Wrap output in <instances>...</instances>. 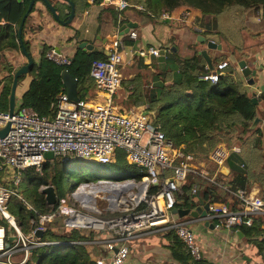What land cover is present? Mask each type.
<instances>
[{"label":"built area","instance_id":"1","mask_svg":"<svg viewBox=\"0 0 264 264\" xmlns=\"http://www.w3.org/2000/svg\"><path fill=\"white\" fill-rule=\"evenodd\" d=\"M102 4L113 6L118 11V21L121 12L132 5L131 0H102ZM135 6L142 8L140 4ZM179 14L181 21L193 18L189 7ZM160 19L171 20L175 17L171 11L163 10ZM129 34L131 38L137 37L135 31L130 30ZM121 46L119 38L112 39L107 48L109 55L91 63L89 74L94 80L95 99L79 97L73 101L65 92L60 93L55 113L48 116H41L32 107L19 104H16L11 115L8 110H0V128L10 123L6 134L0 136V264H25L33 248L50 243L44 241L42 235L48 225L58 218L68 227L88 228L96 233L95 239L88 241V248L93 244L102 248L100 256L94 258L97 264H127L130 253L128 240L136 233L165 226L174 229L194 261L202 258L194 231L184 222L175 220L172 209L188 173L215 182L209 177L207 169L195 164L192 154L183 152L182 144L177 145L166 137L152 115L143 113V107L132 106L122 110L121 106L115 104L114 97L121 90L123 80L119 68L123 59ZM44 54L60 65L71 62L70 56L54 47L45 50ZM138 55L158 56L159 48L149 45L140 49ZM227 65V60L221 61L216 69L200 78L216 82ZM231 149L239 150L234 145ZM229 150L223 143L211 149L208 157L216 166V172L225 166ZM47 151L64 162L85 159L103 164L114 163L120 151L134 165L140 179H101L96 185L103 188L97 190L94 201L100 198L109 202L110 188L105 185L116 187L120 200L125 198V202H120L116 207L119 214L115 216L102 218L85 212L84 209H89L74 197V192L84 195L94 185L81 184L67 193L56 208L30 217L27 220L28 228L24 230L10 212L9 202L16 196L27 210H34L16 187L21 184L26 168L34 167L36 172L42 174L47 161L44 153ZM151 185L157 188L151 191ZM197 190L195 183L191 191L196 194ZM229 192L234 196L232 203H209L206 218H220L219 222H215V228L224 227L234 231L243 226L250 227L256 216L264 214V200L260 196L244 188ZM77 203L83 211L77 208ZM92 212L99 210L97 208ZM89 218L96 221L89 223Z\"/></svg>","mask_w":264,"mask_h":264},{"label":"trees","instance_id":"2","mask_svg":"<svg viewBox=\"0 0 264 264\" xmlns=\"http://www.w3.org/2000/svg\"><path fill=\"white\" fill-rule=\"evenodd\" d=\"M28 3L29 0H0V69L7 72L0 93V110L2 111L8 110L13 73L19 67L9 61L4 52L7 50L21 52L22 43L30 53V43L24 38V27L20 37L18 36V26L27 10ZM93 3L104 5L102 0H94ZM131 4L121 12L119 21L118 11L113 6L106 8L113 13V18L121 25L129 21L131 17L139 18L140 21L146 19L145 21L159 22L162 20L160 19L161 11H172L184 5L200 12L201 24L205 26L203 34L213 41H219L223 36L224 41L229 42L230 35L229 38L225 35L228 36V29L234 28L237 30L238 42L243 43L242 22L247 13L259 9L264 18V0H131ZM137 4H140L142 8H136ZM1 21L4 22L1 23ZM142 23L140 22L131 30H138ZM77 32V43L83 40L88 41L81 29H77ZM214 35L217 37L214 38ZM119 40L121 45L135 46L137 42H140V37L137 35L136 38H131L130 34L126 33ZM167 53L160 71L154 75L152 85L146 91H141L138 89L141 83L140 78L135 77L133 81L137 87L130 96L137 106L153 111V121L161 125L167 138L177 145L182 144L183 152L192 154L196 164L206 162L207 168L213 172L216 166L211 165L212 162L208 157L211 149L221 142L228 144L230 148L242 139L256 117V103L251 100L245 83L235 75L236 71L231 64L227 65L216 82H212L203 80L200 76L216 69L220 61L212 60V67H206L204 58L197 51L192 56L182 57L168 47ZM70 57V64L60 65L47 58L43 52L31 65L28 73L19 77L18 85L28 77V86L21 93L20 100L16 104L30 106L41 116L55 113L59 94L65 91L61 76L64 69L77 78L79 97L87 96L94 87V80L89 74L91 63L93 60L106 58V55L102 51L88 53L76 47ZM139 57L142 58V56ZM254 133L251 150L257 151L261 149V131L256 129ZM240 153L234 152L231 148L229 150L226 163L232 176L228 181L221 182L224 188L220 186V183L218 185V183L206 182L204 185L201 178L188 173L177 194L175 207L194 208L206 201L229 204L234 198L229 190L244 188L247 185L249 171L252 170L248 166V158L245 162ZM68 164L59 157H55L45 162L42 174L36 172L34 167L25 169L21 185L23 182L28 184L24 191L26 197L24 194L22 196L34 210H27L24 203L16 196L9 202L10 212L24 230L28 228L27 220L30 217H37L40 213L56 208L58 202L66 197V172L67 170L73 172L72 163L69 166ZM113 164L123 169L125 175H136V179H140V174L134 170V165L125 158L123 152L117 153ZM76 173L83 174V171L80 169ZM219 173H222L221 170ZM82 180L89 181L90 178L77 175L74 184ZM195 183L207 192L205 197L201 198L198 195L199 197L194 199L198 194V190L196 194L191 191ZM42 185L53 186L57 194L54 205L46 203L40 191ZM156 188V185H151L150 190L154 191ZM117 214H119L118 211H108L106 214L104 211V215L100 217L106 218ZM3 223L8 225L6 221ZM260 225L261 220L255 219L252 226H243L240 229L247 236L263 235L255 242L264 264V228ZM95 237L96 233L91 229L68 227L61 218H58L48 225L42 235V239L50 243L33 248L25 264H97L88 248V241H93ZM170 240L171 256L180 264H209L202 258L194 261L183 241L174 231H171Z\"/></svg>","mask_w":264,"mask_h":264},{"label":"crops","instance_id":"3","mask_svg":"<svg viewBox=\"0 0 264 264\" xmlns=\"http://www.w3.org/2000/svg\"><path fill=\"white\" fill-rule=\"evenodd\" d=\"M49 1L56 8L59 17L66 19L71 9L69 2L65 0ZM70 1L73 3L75 14L71 22L66 25H62L56 21L42 1L37 0L33 5L32 10L25 19L23 27L24 38L30 43V54L34 58V61H37L41 54L50 47L59 49L62 53L72 56L78 44L76 41L77 29H81L83 35L88 38L87 40L90 43L96 42L100 44L103 49L108 48L109 42L112 39L119 38L114 28L120 26V24L113 18V13L106 8L108 5H95V3H93L94 0ZM186 7L187 6L182 5L172 10L171 12L175 19L171 20L152 22L145 21L146 19L140 21L139 18L131 17V19L127 21L135 23L133 28L137 27L140 22L143 23L138 27V30L135 31L140 37V42H137L135 46H121L124 50L128 49V52L126 51L125 53V63H121L119 66L123 81L126 84H130L128 87L132 90L129 92H133L134 88L137 87L136 83L133 81V79H135L133 77H135V74L138 72V68L136 65H132V60L135 59L134 56L138 55L140 49L147 48L149 45H154L159 48L158 56L148 55L142 57L143 65L149 68V73L144 80V85L149 87L153 83L154 75L160 71L167 57L168 47L176 51L182 57L192 56L194 52L197 51L204 58L206 67L210 66V64L207 63L202 54L203 50L206 51L211 60V64L212 60H218L220 62L227 60L235 69V75L245 83L249 95L251 97L254 95L257 99L256 116L259 119L258 123L251 130L247 131L245 139L242 141L243 143L240 144L237 142L238 144L235 143L233 145L237 146L239 149L238 151L234 150V152H241L240 154L245 159V162L249 160L248 166L252 169L249 171L247 185L244 189L255 193L263 199L264 91L261 90V86L264 85V18L261 16L259 9L247 13L242 22L244 26L243 43L238 42L237 30L230 28L228 29V36L225 35L226 38H229L230 35L231 40L229 42H225L222 36L219 41H214L221 45L220 49L209 48L206 45V40L202 41L200 38V36H203L207 39L203 34L205 26L201 24V15L198 10H192L193 18H189V21H181L178 19L179 13ZM256 10H258V12H256ZM213 37L216 38L217 35ZM208 39L213 40L211 38ZM239 47H241L240 50ZM4 54L9 61L17 66L26 62V58L20 51L7 50ZM223 56L225 57L219 60ZM142 58L140 59L142 60ZM241 59L245 60L251 69H256L255 83L253 85H247L238 67V61ZM6 75L7 72L0 69V93ZM27 86L28 77L24 78L22 83L17 86L16 103L19 102L20 95ZM256 129H260L261 131V149L252 151L251 142L253 137H255L254 131ZM221 143L226 144L224 142ZM226 145L228 146V144ZM196 165L210 171L209 168H207L206 162H201ZM211 165H213V163H211ZM221 172L222 173H219L214 170L209 173V177L212 178L215 183H218V185L220 183V186L222 185L221 182L228 181L232 176L227 163L221 169ZM202 181L205 183L204 185H206V182H209L204 179H202ZM201 188L202 186H198V194L197 196L195 195L194 199H197L199 196L203 198L207 195V192L203 191ZM222 188H224L223 185ZM206 202H201L194 208L189 209H195L197 206L203 207ZM255 219L261 220L260 226L264 228V214L256 216ZM178 220L184 222L194 231L197 244L202 252V259L206 260L209 264L263 263L255 242L256 239H260L263 235L247 236L241 229L233 231L224 227L215 228V224L213 227H210L209 225H205L204 220L199 216L193 217L191 215H185ZM90 221H92V219H89V222ZM208 221V223L211 224L212 222H219L220 218H208ZM238 230L240 233L237 232ZM171 231H174V229L165 226L136 233L128 240L130 253L127 258V264H180L171 256V250L169 248L171 243ZM89 249L93 259L99 257L102 253V248L97 244L89 245Z\"/></svg>","mask_w":264,"mask_h":264},{"label":"water","instance_id":"4","mask_svg":"<svg viewBox=\"0 0 264 264\" xmlns=\"http://www.w3.org/2000/svg\"><path fill=\"white\" fill-rule=\"evenodd\" d=\"M36 1L37 0H29L27 10L25 11V13H24V15H23V17L19 23V26H18V36L19 37L21 35V31H22L25 19L27 18L28 14L32 10L33 5L35 4ZM40 1H42L44 3V5L49 9V11L51 12L54 19L56 21H58L59 23H61L62 25H66V24L70 23L71 20L73 19L74 14H75V9H74L73 3L70 0H65V1H68L69 4L71 5L70 12L67 15L66 19H62L59 17V15L56 11V8L50 3L49 0H40ZM134 24L135 23H132V22L123 23L120 26L114 28V31H116L118 34V37L121 38L122 35L129 33V31L133 28V26H135ZM200 38L202 41L206 40V45L209 48H219V49L221 48V45L217 44L213 40L205 39V37H203V36L202 37L200 36ZM77 47L86 50L88 53L102 51L105 53L106 56H108L110 53V51L108 49H103V47L96 42L90 43L88 41L83 40V41L78 42ZM21 53L26 58V62L23 63L22 65H20L16 69V71L13 73V79H12V84H11V88H10L9 103H8V112L10 115L13 113L14 108L16 106V89H17L19 77L22 75H26L29 71V68L34 63V58L25 49V47L23 46L22 43H21ZM202 54L204 55L207 63L210 64L209 67H212L211 60L208 57L205 50L202 51ZM238 67H239L243 77L245 78L247 85H253L255 83L256 69H251L247 65L245 60H243V59L238 61ZM61 76H62V80H63V84H64V90H65L64 92H65L66 96L73 101H77L79 99V95H78V91H77V83H78L77 78L74 77L73 75H71V73L67 69H64L62 71ZM261 90L264 91V85L261 86ZM251 100L254 103H257V99L254 95L251 97ZM143 113L151 114V115L154 114L153 111H147V110L143 111ZM258 121H259V119L256 116L254 118L252 124H251V127H254L258 123ZM9 126H10V123H7L5 127L0 128V136H4L6 134V132L9 129ZM44 156L47 160H52L55 158L54 154L51 151L45 152ZM40 191L44 195V199L48 205H54L56 203L57 194H56L53 186L45 185V186L41 187ZM208 208H209V202H206L203 205V207L197 206L195 209L174 207L172 209L173 218L175 220H178L179 218H181L185 215H191L193 217L199 216L204 220L205 225H209L210 227H213L215 223L212 222L211 224H209L208 223L209 221L206 218V215L208 213ZM237 232L240 233L239 230ZM10 238H13V237H10ZM210 264H212V263H210Z\"/></svg>","mask_w":264,"mask_h":264},{"label":"rangeland","instance_id":"5","mask_svg":"<svg viewBox=\"0 0 264 264\" xmlns=\"http://www.w3.org/2000/svg\"><path fill=\"white\" fill-rule=\"evenodd\" d=\"M192 16H193V14H192ZM126 51L128 52V49L124 50V48H121V55L123 57L122 63H125V58H126L125 53H126ZM134 57H135V59L132 60V65L133 66L136 65V67L138 68V72L135 74V77H139L140 81H141V83L138 85V89H140L141 91L142 90L146 91L149 88V86H145L144 85V80H145L147 74L149 73L148 72L149 68H147L146 65H143V62H142L143 58L141 60L139 56H134ZM137 64H138V66H137ZM139 67H141V68H139ZM139 69H143V70H139ZM135 77H133V78H135ZM128 85H130V84H126L122 80V88L119 91V93L114 97L115 104L121 106L122 110L123 109H128V108H130L132 106H137V104L132 100V98L130 96V94L132 92H129L130 91V87H128ZM95 96H96L95 95V89L93 87V89L90 91V93L87 96H85V97L95 99ZM137 107H139V106H137ZM252 128L253 127L250 126V128L248 130H251ZM246 133H245V135H246ZM245 135L242 137V139H240L238 141V143H240V144L243 143L242 141H244ZM70 163H72L73 172H70L68 170L66 172V183H67L66 184V190H67V193L71 192L72 190H75L81 184H88L90 186L94 185L93 187H95L96 185H98V183H99V181L101 179L113 180V181H123V180H126L127 178H131V177L137 178L136 175H131V176L130 175L129 176L125 175L124 172H123V169L115 167L113 163L103 164V163H99L97 161H88V160H85V159H74V160L70 161L69 164ZM69 164H68V166H69ZM80 169H82L83 174L76 173V171H78ZM134 170H135V168H134ZM77 175H82V176H85V177H89L90 180L89 181L82 180L78 184H74L75 181H76V176ZM27 184H28L27 182H23L22 185L20 184L19 186H17L16 187L17 192L20 193L21 195L24 194V196H25V192L24 191L27 189ZM110 190H112V189H110ZM114 191H117V189L114 190ZM75 193L76 192H74V194ZM119 201H120V199L118 197V200H115V203L117 204V202H119ZM68 202L70 204L73 203L72 201H68ZM76 205H77V208L79 210L83 211V208L80 206V204L77 203ZM94 206H95L96 209L98 208L99 212H92L91 210L88 211L86 209H84V211L88 212V213H90V214H92V215H94L96 217H98V216H103L104 215V211H105V214H106V212H108V211H113V210H117L118 211L119 210V208L110 207L108 201H106L104 199H100V198H96L95 199Z\"/></svg>","mask_w":264,"mask_h":264},{"label":"bare ground","instance_id":"6","mask_svg":"<svg viewBox=\"0 0 264 264\" xmlns=\"http://www.w3.org/2000/svg\"><path fill=\"white\" fill-rule=\"evenodd\" d=\"M129 185H127V187H129ZM105 187L107 188H110L112 190L109 191V206L112 207V208H116L120 202H125V198L121 199L119 202H117V204L115 203V200H118V194H117V191H114L116 190L117 188L116 187H111V185H105ZM101 188H103L102 186H95V187H91L86 194H82L80 192H76L74 194V197H76L77 199H79L81 202H83V204H85V206L89 209V210H92V211H95L96 208L94 206L95 204V201H94V195H96L97 193V190H100ZM89 202V203H88ZM89 219H92V221L88 222L91 223V222H95L96 220L94 218H89Z\"/></svg>","mask_w":264,"mask_h":264},{"label":"clouds","instance_id":"7","mask_svg":"<svg viewBox=\"0 0 264 264\" xmlns=\"http://www.w3.org/2000/svg\"><path fill=\"white\" fill-rule=\"evenodd\" d=\"M64 162V161H63ZM65 163H69V162H65ZM42 187V186H41ZM41 187H40V189H41Z\"/></svg>","mask_w":264,"mask_h":264}]
</instances>
